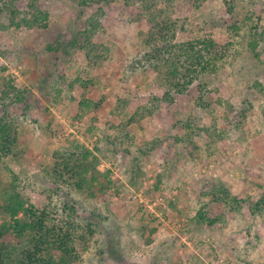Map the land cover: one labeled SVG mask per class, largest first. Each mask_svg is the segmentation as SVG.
Returning <instances> with one entry per match:
<instances>
[{"label":"rangeland","instance_id":"374dc122","mask_svg":"<svg viewBox=\"0 0 264 264\" xmlns=\"http://www.w3.org/2000/svg\"><path fill=\"white\" fill-rule=\"evenodd\" d=\"M80 1L39 0L46 28L7 26L8 10L0 11V90L11 81L25 98L0 101V115L7 108L19 119L21 158L11 167L24 196L49 204L58 224L73 207L78 233L91 229L86 248L76 241L75 264H264V208L252 210L264 200V0H226L231 18L224 0ZM90 17L98 21L93 45L72 46ZM151 17L173 22L177 41L210 34L226 43L216 71L172 102L154 100L166 88L137 64ZM84 80L89 105L74 99ZM199 86L205 100L225 91L228 103L245 109L241 128L227 126L217 102L198 106ZM135 112L130 138L109 142L112 126ZM77 146L98 160L95 182L77 188L75 177L57 186L54 155ZM212 186L238 203L214 200ZM204 205L212 224L194 219Z\"/></svg>","mask_w":264,"mask_h":264},{"label":"trees","instance_id":"16d2710c","mask_svg":"<svg viewBox=\"0 0 264 264\" xmlns=\"http://www.w3.org/2000/svg\"><path fill=\"white\" fill-rule=\"evenodd\" d=\"M20 1L25 2V8L20 7ZM38 1L0 0V11L8 10L7 26L11 24L17 28H46L49 19L48 12L38 6ZM91 1L95 0H81L80 2L81 5H87ZM133 1L123 0L126 5ZM142 2L143 0H140V3ZM224 8L225 13L231 18L234 15L232 2L224 0ZM100 10L101 8L98 7L97 11ZM141 15L138 14V16ZM97 24L98 21L90 17L89 27L84 33L78 35L71 45H77L79 49L93 45L91 35L92 32L97 31ZM173 25L174 23L169 20L163 21L151 17L150 27L142 39L144 51L137 59V64L143 66L142 68L153 69L166 88L162 96H154L155 101L172 102L174 95L184 94L189 86L203 74L214 73L218 61L223 56L222 49L226 51L224 45L226 43L220 45L210 34L177 41ZM229 42L228 40L227 44ZM254 47L255 44L252 49ZM81 83V89L74 95V99L78 98L80 105H89L91 100L86 99L84 91L89 88L91 82L84 80ZM201 91V86H199V96L195 98L198 106L208 108L212 102H217L224 108L227 126L241 128L247 116L245 109H236L228 103L229 99L225 91L220 93L217 90L210 91L209 100H205ZM10 95H14L13 99L17 103H23L25 100L21 90L16 89L11 81L6 80L4 90H0V101L3 97ZM140 110L143 111V108ZM144 110L147 111V107ZM6 111L7 108L0 115V217L8 215V218L0 222V264H75L79 260L76 241L82 248H86L89 238L87 235H90L91 229H87L90 231L89 234L78 233L79 229L75 225L81 224L71 220V214L75 212L73 207H68L71 212L70 218L58 224L49 204L34 205L24 196L20 181L11 167V163L21 158L18 151L19 119L16 115ZM140 117L141 114L135 112L128 116L126 121L112 126L116 128L117 135L111 136L108 133L109 142L116 144L122 138H130L128 126L138 121L137 118ZM89 154L90 151H81V146H77L76 151L56 153L55 163L50 172L54 184L57 186L68 184L69 178L77 177L79 179L74 183L77 188H82L83 183L92 186L90 183L95 182L96 179L92 171L96 168L98 160L95 157L88 159ZM87 178H89V183ZM211 196L214 200L224 201L226 204H237L239 201L231 195L228 189L221 187L213 191ZM205 207L206 205L196 211L194 219L212 224L216 219H207L203 210ZM261 208H264L262 199L254 203L252 210L259 211Z\"/></svg>","mask_w":264,"mask_h":264},{"label":"built area","instance_id":"2783aa9c","mask_svg":"<svg viewBox=\"0 0 264 264\" xmlns=\"http://www.w3.org/2000/svg\"><path fill=\"white\" fill-rule=\"evenodd\" d=\"M115 165H116V163L114 164V166L111 169H112L113 173H115L116 175L118 174V176H119V173H121L122 168L120 166L115 168ZM115 169H116V171H115ZM130 197L132 199H138L139 201H143V199H144L142 197L141 193H133L132 195H130Z\"/></svg>","mask_w":264,"mask_h":264}]
</instances>
